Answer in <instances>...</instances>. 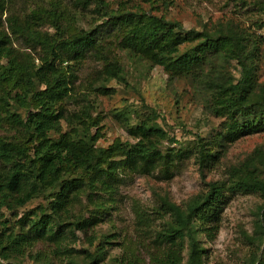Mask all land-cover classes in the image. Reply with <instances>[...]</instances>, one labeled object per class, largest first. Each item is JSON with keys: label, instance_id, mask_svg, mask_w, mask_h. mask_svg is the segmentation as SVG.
<instances>
[{"label": "trees", "instance_id": "trees-1", "mask_svg": "<svg viewBox=\"0 0 264 264\" xmlns=\"http://www.w3.org/2000/svg\"><path fill=\"white\" fill-rule=\"evenodd\" d=\"M94 3L97 10L103 7L102 0ZM252 3L264 16V0ZM62 11L54 4L53 9L31 12L22 20L9 15L6 18L9 32L0 30V121L6 120L13 132L12 138L0 135V207L16 209L39 193L50 192L47 207L29 210L15 218L14 223L8 219L1 222L0 264H11V259L27 252L35 261L46 264L48 252L32 251L37 243L50 245L52 254L70 256L72 249L66 243L75 239L73 229L85 234L97 223L101 214L98 210L104 211L113 201L121 167L149 174L172 161L169 152L163 153L158 148L166 138L160 128L141 122L134 127L137 140H117L107 148H95L97 135L86 128V114L84 118L67 113L61 105L71 97L69 84L73 74L65 65L77 64L88 56L105 60L103 36L120 33L117 42L120 48L141 53L169 78L182 75L200 86L211 112L232 121L212 138L218 147L243 132L264 128V101L261 94L253 93L264 36L248 32L232 18L198 30L186 28L178 20L123 9L104 13L100 22L87 28H74L71 23L76 20L63 18ZM47 21L54 28L53 33L35 28ZM255 26L261 29L264 22ZM10 34L22 38L33 50L38 46L36 54L17 52ZM186 41L188 44H183ZM229 59L239 67L240 76L235 82L223 76L220 60ZM118 71L117 64L104 63V73L109 78L118 76ZM21 107L24 113L18 111ZM61 120L69 123L77 120L80 126L71 127L72 133L51 137L58 131ZM205 144H198V161L214 163L217 153L208 152ZM76 168L89 169L92 174L86 179L69 176L70 170ZM233 176L234 187L258 193L264 199V177L259 176L250 158L231 169ZM223 187L217 181L210 182L205 192L181 207L168 201H162L163 211L148 212L133 207V236L121 238L119 254L111 264H182L184 253L188 264L201 262L205 248L198 244L197 235L212 240L218 232L226 201ZM83 199L94 207L87 218L74 216L75 207ZM45 208L48 212L42 214ZM166 213L169 214L166 223L155 229V219L162 220ZM12 215L17 216L16 212ZM61 217L74 219L72 224H64ZM88 241L92 243L89 238ZM99 255L95 254L89 263L96 264Z\"/></svg>", "mask_w": 264, "mask_h": 264}, {"label": "rangeland", "instance_id": "rangeland-1", "mask_svg": "<svg viewBox=\"0 0 264 264\" xmlns=\"http://www.w3.org/2000/svg\"><path fill=\"white\" fill-rule=\"evenodd\" d=\"M94 1L0 0V30L9 32L6 23L9 15H17L22 20L31 12L50 10L56 4L58 9L63 10V18L76 20L71 23L74 28H87L100 22L104 13L123 9L178 20L184 27L198 30L218 20L232 18L248 32L264 36V27L258 29L255 26L258 22H264L262 13L253 7L252 1L255 0H102L103 7L98 10L94 7ZM35 28L41 32H54L48 21L35 25ZM10 37L17 52L35 55L39 49L35 46L33 50L18 36L10 34ZM103 38L105 60L88 56L77 64L69 62L65 65L66 70H72L73 77L69 84L71 97L61 105L67 113L74 112L87 117L86 128L91 134L97 135L93 145L95 148H107L117 140H137L134 127L141 122L160 128L166 138L158 148L163 153L169 152L172 161L149 174L134 173L121 167L113 201L104 211L98 210L101 214L95 213L97 216L100 214L97 223L85 234L73 229L75 239L66 243L72 249L70 256L52 254L50 245L40 243L35 244L32 251L48 252L46 264H90V260L98 253L101 256L97 257L96 264H111L119 254L121 238L133 236V207L139 206L148 212H154L155 209L163 211L162 201L181 207L192 197L205 192L208 183L217 181L224 186L226 201L215 237L206 240L200 234L197 235L198 244L205 248L198 264H264V199L258 193L234 187L236 177L231 178V169L241 165L247 158L253 161L259 176L264 177V128L243 132L232 142L218 147L212 138L232 121L211 112L206 94L199 91L200 86L193 85L182 75L177 77L174 74L176 77L169 78L160 66L151 65L141 53L120 48L117 45L120 33ZM183 44H188V41ZM107 62L117 64L118 76L109 78L104 73V63ZM220 62L223 76L235 82L240 76L236 62L233 59ZM34 63L37 64L38 60L35 59ZM255 80L253 93L261 94L264 101V49L261 51ZM18 111L24 113L25 109L21 107ZM74 126L79 128L80 123L77 120L70 123L61 120L58 131L50 135L54 137L63 132L72 133L70 129ZM12 134L9 123L0 121V135L12 138ZM199 142L206 143L208 152L217 153L218 158L214 163L198 161ZM113 156L118 157V154L114 153ZM91 174L89 169L76 168L70 170L69 176L86 179ZM49 200L50 192L45 191L19 208L8 210L4 206L0 207V225L5 219L14 223L15 218L18 219L29 210L47 207ZM93 209L83 199L82 204L75 207L74 216L87 218ZM14 212L16 217L12 215ZM47 212L48 208L42 210V214ZM168 217L166 213L162 220L155 219L154 228H160ZM73 219L61 217L64 224H72ZM28 253L11 259L10 263L43 264ZM182 264H188L185 253Z\"/></svg>", "mask_w": 264, "mask_h": 264}]
</instances>
